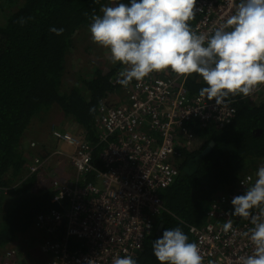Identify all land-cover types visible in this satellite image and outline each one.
Returning a JSON list of instances; mask_svg holds the SVG:
<instances>
[{
  "label": "trees",
  "instance_id": "16d2710c",
  "mask_svg": "<svg viewBox=\"0 0 264 264\" xmlns=\"http://www.w3.org/2000/svg\"><path fill=\"white\" fill-rule=\"evenodd\" d=\"M115 3L116 0H0V256L34 227L38 214L56 207L50 181L42 183L50 167L30 171L31 159L44 156L25 149V139L36 138L37 129L48 123L49 115L60 112L84 132L87 142L96 143L100 106L135 82L126 87L117 83L124 65L114 63L108 50L103 51L107 54L101 59L105 65H94L92 71L75 75L71 83L64 80L72 51L79 52L81 40L89 37L92 42L88 31L91 18L100 15L102 7ZM195 20L196 15L188 21L191 29ZM50 27L62 28L63 33L56 35L49 31ZM89 46L84 47L88 52ZM204 86L197 74L187 78L190 95L199 94ZM231 100L236 114L225 127L191 123L201 146L180 149L178 171L211 141L214 144L191 175L179 180L178 174L162 191L165 211L135 258L137 264H159L152 255V242L165 229L180 227L194 243L189 227L205 223L206 212L216 196L230 191L244 175H255L264 165V98L256 101L233 96ZM100 149L101 145L93 157L97 166ZM159 223L162 228L157 233ZM32 238L35 251L42 243L40 238ZM23 249L22 245L15 249L19 264L25 263L21 259ZM32 261L41 264L35 257Z\"/></svg>",
  "mask_w": 264,
  "mask_h": 264
},
{
  "label": "built area",
  "instance_id": "2783aa9c",
  "mask_svg": "<svg viewBox=\"0 0 264 264\" xmlns=\"http://www.w3.org/2000/svg\"><path fill=\"white\" fill-rule=\"evenodd\" d=\"M239 2L197 0L191 30L211 35L235 13ZM163 72L164 77L152 72L135 81L122 103L100 106L96 143L87 142L83 131L51 127L52 137L72 148L68 158L74 174L54 178L56 207L38 214L34 222L49 236L44 241L50 254L45 264H113L116 257L135 259L165 211L161 193L179 174L180 149L195 148L191 123L223 128L235 117L231 99L228 107L219 108L214 101L189 94L188 76ZM246 98H264V84ZM99 145L97 166L93 157ZM43 164L42 158L34 157L28 168L35 172ZM252 182L251 174L241 177L230 191L216 196L202 226L189 227L202 264H241V257L252 254L253 246L243 235L253 227L250 218L225 215L231 211L232 197L241 195ZM251 211L258 215L261 209ZM229 219L233 230L225 232L223 225ZM146 224H151L150 230ZM1 260V264H19L13 247L5 250Z\"/></svg>",
  "mask_w": 264,
  "mask_h": 264
},
{
  "label": "clouds",
  "instance_id": "9594fccd",
  "mask_svg": "<svg viewBox=\"0 0 264 264\" xmlns=\"http://www.w3.org/2000/svg\"><path fill=\"white\" fill-rule=\"evenodd\" d=\"M196 3L116 0L114 6L102 7L101 14L91 18L88 31L92 42L107 49L114 63L127 66L117 83L126 87L133 80L139 82L152 72L164 70L181 76L197 74L206 85L199 95L219 108L228 107L231 97H247L264 84V0H240L235 13L207 37L194 33L188 24ZM49 31L63 33L62 28L55 27ZM39 158L44 160L42 169L50 156ZM255 175L250 187L232 197L231 211L225 213L250 218L253 225L243 233L253 251L241 257V264H264V165ZM254 208L261 209L260 214L253 215ZM146 225L150 230L151 224ZM223 229L233 230L232 220H227ZM152 255L159 264H202L197 245L189 242L180 227L165 229L153 240ZM113 264L137 261L124 256L116 257Z\"/></svg>",
  "mask_w": 264,
  "mask_h": 264
},
{
  "label": "rangeland",
  "instance_id": "374dc122",
  "mask_svg": "<svg viewBox=\"0 0 264 264\" xmlns=\"http://www.w3.org/2000/svg\"><path fill=\"white\" fill-rule=\"evenodd\" d=\"M90 36V34H89ZM81 44H80V50L77 53L76 51H72L71 55L68 58V65H67V71L65 73L64 76V80L67 81L68 83L72 82L75 80V75L77 74H85L88 71H92V68L94 67V65H105L103 64L104 62L101 61V59H105L104 58V54H107L103 51H107V49L102 48L101 46L94 44L93 46L91 45L92 42H90L89 37L86 40H81ZM90 45V46H89ZM90 47V51L88 52L86 50V48L84 47ZM84 49V50H83ZM126 65H124V69H126ZM127 90H120L119 92L111 95L108 100L112 103H116L120 100H124L125 94L127 95ZM60 113V112H59ZM52 120L56 121L57 119L52 118ZM67 124L64 127H61L62 129H66L65 131H70V132H77L75 128H78L72 124H74L73 122H69L68 120ZM40 137H45V135H41ZM32 141H34V139H32L31 137L28 136V138L25 139L23 145L25 147H27V145L29 144L31 146L30 143H32ZM36 143V140L34 141ZM33 142V143H34ZM200 142V141H199ZM54 145L58 146V149L61 151H66L67 153L70 152L72 150V148L68 145H66L64 142L60 141L58 144H56V142H53ZM201 142L198 144V140H197V147H200ZM49 160V159H48ZM47 160V161H48ZM72 169V167H71ZM53 174L49 173V179H47L48 176H44L43 175V180L42 183L46 182L47 180L50 181V184L52 183V178H53ZM56 177H60L59 175H55ZM253 177V183L255 182L254 178L256 179L255 175H252ZM60 179H62V177H60ZM34 237L35 239H39L40 238V242L42 243L41 247H38L35 251V242L33 240L32 237ZM49 238L47 233L41 232L40 230H38L37 228L33 227L29 230V232L25 235H20L17 239V241L13 244H11L10 246H8L6 249L13 247L14 249H18V246L22 245L23 251L25 252L24 255L22 256L21 259H24L25 263H22L20 261V264H34L32 261V258L35 257V261L37 259L38 262H40L41 264H43L47 259L50 258V254L49 252L46 250L45 246H44V241ZM5 249V250H6ZM27 252V255H26ZM35 254V255H33Z\"/></svg>",
  "mask_w": 264,
  "mask_h": 264
},
{
  "label": "crops",
  "instance_id": "0c3cea01",
  "mask_svg": "<svg viewBox=\"0 0 264 264\" xmlns=\"http://www.w3.org/2000/svg\"><path fill=\"white\" fill-rule=\"evenodd\" d=\"M195 22H196V20H195ZM122 68L124 69V67H122ZM155 73L158 74L160 77H164L163 71L155 72ZM191 75H189V76H191ZM125 100H127L126 94H125L124 100H120V101L116 102L115 104L110 102V101H108L107 103L117 105L119 103H122ZM49 117H51V118L48 119V123H45L44 125H42L41 127H39L37 129L38 131L35 133L36 138H33L36 140V143L34 142L35 140L33 141L35 145L30 146L28 144L27 147L24 146V148L25 149H34V153H36L40 156H50L48 162L45 163V165L43 167V168H45V167L47 168V166L50 167L49 168L50 170L45 171V174L48 176V179H49V173H52L54 176L57 174L62 178L63 177H70L71 178L74 174V171L71 169V165L69 163V158H68V155L70 154L71 151L67 153L66 151L64 152V151L59 150L58 146L57 145L55 146L53 142H56V144H58L60 141L54 139L51 135V127L52 126H55L57 129H59L61 131H65L66 129H62L61 127H64L67 124L66 120H68V119L64 118L62 116V114L59 112H54V113L50 114ZM52 118L57 119V120L53 121ZM68 121L70 123L72 122L70 120H68ZM72 125L78 127L75 123ZM75 129L77 132H73V133H81L82 132V130L79 127L75 128ZM42 134L45 135V137H40ZM197 140L194 143L195 148L197 147ZM199 143L200 142L198 140V144ZM200 146H201V144H200ZM33 156H31V157H33ZM51 189H52V187H51Z\"/></svg>",
  "mask_w": 264,
  "mask_h": 264
},
{
  "label": "water",
  "instance_id": "95a60500",
  "mask_svg": "<svg viewBox=\"0 0 264 264\" xmlns=\"http://www.w3.org/2000/svg\"><path fill=\"white\" fill-rule=\"evenodd\" d=\"M213 142L211 141L206 147H204L200 153H198L192 160H190L187 165L182 169V171L179 173V177L178 179L180 180L184 175H191L196 169L197 166L200 164V162L202 161L203 157L206 156L212 146H213ZM162 228V223H159L157 225V233L158 231H160Z\"/></svg>",
  "mask_w": 264,
  "mask_h": 264
},
{
  "label": "bare ground",
  "instance_id": "6f19581e",
  "mask_svg": "<svg viewBox=\"0 0 264 264\" xmlns=\"http://www.w3.org/2000/svg\"><path fill=\"white\" fill-rule=\"evenodd\" d=\"M195 147V146H194ZM180 172V171H179Z\"/></svg>",
  "mask_w": 264,
  "mask_h": 264
}]
</instances>
